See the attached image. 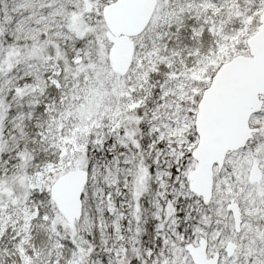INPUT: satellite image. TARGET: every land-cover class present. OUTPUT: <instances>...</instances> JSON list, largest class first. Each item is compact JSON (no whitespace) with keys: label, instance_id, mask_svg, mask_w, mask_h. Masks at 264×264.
Here are the masks:
<instances>
[{"label":"snow or ice","instance_id":"6c2138e0","mask_svg":"<svg viewBox=\"0 0 264 264\" xmlns=\"http://www.w3.org/2000/svg\"><path fill=\"white\" fill-rule=\"evenodd\" d=\"M0 264H264V0H0Z\"/></svg>","mask_w":264,"mask_h":264}]
</instances>
